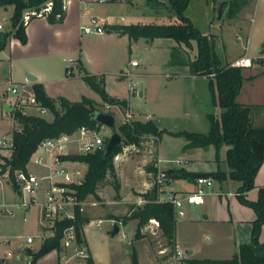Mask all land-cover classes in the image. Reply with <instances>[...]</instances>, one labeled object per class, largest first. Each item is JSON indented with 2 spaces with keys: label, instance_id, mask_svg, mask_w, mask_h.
<instances>
[{
  "label": "crops",
  "instance_id": "0c3cea01",
  "mask_svg": "<svg viewBox=\"0 0 264 264\" xmlns=\"http://www.w3.org/2000/svg\"><path fill=\"white\" fill-rule=\"evenodd\" d=\"M63 1L64 18L61 22L50 23L46 17L32 18L25 26V43H21L18 39L7 35L5 44L0 48V133L7 134L13 126H17L16 123H12L10 110L9 112L4 111V106H8L9 108L8 103L12 100V96L7 92V88L11 84L28 82L31 87L40 85L45 94L51 99L56 100L59 97H63L71 102H76L69 96V93L70 90L72 91L74 87L79 85L76 83H84L80 78L81 72L84 71L89 75L103 76L104 86H106L107 82H127V89L130 93L128 80L120 77V74L129 72L133 80L141 76L142 73H139V67L142 64L135 59L134 51L142 46L144 51L152 50L153 52L162 53L165 56L164 64L169 65L171 68L169 72L172 74V77H166L164 73L161 77L154 75V78L156 77L160 80L163 77L167 83H173L174 88H177L175 89V93H181V96L185 94L191 98V100L189 98L188 104L187 101L185 103L187 107L186 113L188 116L195 117L196 119L199 116L203 117L204 121L202 125H204V129L202 132H198L190 129L189 126L186 127L187 129H178L177 125L161 128L154 124L157 129L166 131L161 135L160 139H157L156 146L152 143L154 137H148L143 143L144 147L148 145L154 150L155 156H153V159L155 157V163H152L153 161L151 160V165L149 164L150 166L141 175L136 168L134 170L130 169L126 175L119 173L118 178L120 179V183L118 181V192L112 187L113 194L108 195V197H106L107 194L105 193L106 187L102 186L101 183L98 185L96 195L100 198V201L97 204L107 205V207H98L93 212L94 216L88 217V223L82 228L90 259L94 264H107L102 255L93 248L88 231L89 227H91V232L99 229L102 223L96 227L97 221L102 220L103 222V218L113 222L112 229L108 231V235H116L119 232V225L125 229L128 228V231L126 229V233L123 232L121 234V238L128 240L124 246L126 253L131 258V253L134 251L138 264H142L141 253L146 255L148 251L155 259V263L158 264H185V260L189 259L227 260L232 258L238 253L239 247L242 244L250 242L252 224L256 219V214L252 208L240 202L238 198L240 184L229 179L221 182L213 179V185L205 188L206 194L203 196L200 204H192L189 201L183 202L184 216L175 219L174 231V246L178 245L179 250L184 253L183 258L178 259L175 257V248L167 244V240L162 235V232L153 224L147 222L138 230L137 219L128 217L115 224L114 218L105 217L108 209L111 210L113 208L116 212L120 211V208L117 207L130 204L131 207L127 212L128 216L132 209L142 207L145 204L146 200L142 195L151 190L155 183V177L150 168L156 169L157 172L184 169L187 172L193 173H213L217 170L228 173L229 170L225 163L227 146H222L218 150L212 145L187 149L185 148L187 144L185 137L174 134L179 132L207 134L209 131L207 116L211 114L218 117L222 111L218 106L213 104H211L210 110L202 109L208 105L205 103L201 104L193 96V93H195L194 87L196 86L195 81L197 79L206 80V77H197L190 74L187 66L169 63L170 54L174 48L179 51L180 56L186 61L194 60L197 55L196 43L191 42L192 48L188 50L171 39L158 38L146 42L147 39L141 38L137 41H132L127 35L119 34L115 31L116 27L130 24L144 25L174 22L176 17H174V13L168 7L167 0H156L162 3V5L152 8L147 4L144 9H141L138 5L133 6L131 3L127 6L121 2L122 0H107L105 2H99V0ZM148 1L150 0H146L145 2L147 3ZM208 1L204 0L205 23L201 25L200 21L198 27H205L206 31L202 33L203 35L213 36L214 51L222 65L231 64L243 55H248L252 58L250 67L241 68L243 80L235 101L239 105L250 109L252 127H262L264 126V42L262 48L253 54L249 53L246 41L245 45L242 44V50L235 51L230 57L228 56V59L225 57L226 53L225 55L217 54L216 44L218 42L224 47V39L221 33L222 26L218 25L215 27L213 21L216 14L215 9H217L223 0H210L211 7ZM1 9H4L5 13L8 11V15L1 21L3 23V30L0 36L3 32L10 30L8 28V26L10 27L9 22L5 24L4 21L10 18L13 11L12 6H0V15L2 14ZM146 13L149 14V20L154 18L156 22L141 21L140 17H145ZM185 16L190 19L195 27L196 23L194 19L187 16V14ZM90 17L108 18L111 22L105 26V31L102 34H84L80 28L88 23ZM120 17L124 18L122 23L118 19ZM257 19H259V24L264 29V0H250L236 17L228 19V23H230L232 27L231 32L234 35L243 30L242 32L246 36H250ZM221 21L218 22L216 20V23L220 24ZM230 26L229 28H231ZM195 28L198 29L197 27ZM211 28L214 32H210ZM236 40L241 42L242 38L236 35ZM246 40H248V37H246ZM233 49L232 46V51H234ZM189 51L193 53L190 52L192 56ZM166 55L169 56L166 57ZM131 61H137L136 66H130ZM68 69L74 72L73 77L68 78L66 76ZM26 74H30L36 79L30 82L26 79ZM160 85L165 87V90L160 91L158 97V104L165 105V108L162 109L163 115L165 118L169 117L170 120L179 119L175 110L177 103L171 100L172 93L167 97L169 90L166 89L168 86L162 83ZM145 90L144 88L138 91V94L141 93L140 97L145 95ZM106 93L108 96H113L114 100L127 99L118 98L114 94ZM92 100L96 102V99ZM113 106L117 109L116 111H119L116 105ZM130 111L137 117L135 121L146 122L153 121L156 118L150 113L142 112H138L136 116V112L128 104V112L130 113ZM205 121H207V127L204 124ZM75 137V135H71L68 143V153L65 155H73L72 152L76 151ZM128 147L134 148L132 146ZM136 150L138 151V149ZM123 157L124 152L122 151L114 159L118 161ZM175 160L180 161V164L176 165L174 163ZM142 162L143 166H146L150 162V156H143ZM30 164L32 163H28L27 169L32 174L43 175L47 171L46 168L35 165V168L31 170ZM63 164L68 167L79 168L85 173L87 170L86 165L83 163L66 160ZM124 177H127L125 181ZM127 183H130L129 196H125L121 192L125 186L129 185ZM6 185L9 184H0V258L7 251H11L16 254V259L13 262L15 264H24L26 254L36 252L44 239L53 236V232L51 229H44L41 225L39 204L43 199V192L37 194L36 203L24 205V201L28 197L25 196L23 198L17 190L13 189L14 195L18 196V198L15 199L12 196L13 198L10 202H6L3 195V188ZM263 187L264 156L263 162L254 177V188L243 193L244 198L248 201H255L258 189ZM195 191L196 186L194 182L167 177L163 185L158 188L156 200L164 201L169 195L184 197ZM102 193H104V196ZM2 206H6V209L11 211L12 215L5 213ZM84 206H86L85 201ZM14 212H16L22 223H28L29 225L24 235H13L15 230L11 228L12 224H8L9 222L3 218L5 214L13 218L15 216ZM114 226L118 228L117 233H113ZM28 236L33 237L31 244H27L24 241ZM42 238L44 239L42 240ZM258 241L259 243H264V224L261 226ZM58 254L59 250H52L38 258L34 264H58Z\"/></svg>",
  "mask_w": 264,
  "mask_h": 264
},
{
  "label": "trees",
  "instance_id": "16d2710c",
  "mask_svg": "<svg viewBox=\"0 0 264 264\" xmlns=\"http://www.w3.org/2000/svg\"><path fill=\"white\" fill-rule=\"evenodd\" d=\"M227 3L225 15L234 18L250 0H224ZM47 2H51V11L45 15L50 23L61 22L64 18L63 0H2V6H12L13 11L9 18L10 30L7 35L18 39L21 43L26 42L25 26L22 24V15L27 10L40 11ZM189 0H167L168 7L175 14L176 20L168 23L151 24H130L119 26L115 31L124 34L132 41L138 39L154 40L158 38L171 39L186 49H191V42L196 43L197 55L194 60H185L180 56L177 49H172L170 64L187 66L190 74L197 77H206L211 94L213 105L218 106L222 111L216 117L209 114V131L207 134L179 132L187 140L185 148H201L214 146L218 150L227 146L225 163L228 173L217 170L213 173H193L184 169L167 170V177L184 179L187 182H194L198 177H211L221 182L231 180L240 184L238 198L241 203L252 208L256 219L252 224L251 239L249 243L242 244L238 253L227 260L189 259L185 264H264V243H259L258 236L261 226L264 224V187L257 191V199L248 201L243 193L254 188V177L263 162L264 156V126L254 128L250 122V109L236 103L235 99L242 84V69L233 67L230 64L222 65L214 51L213 36L203 35L185 16L184 12ZM150 7L162 5L156 0L147 2ZM3 46L0 36V48ZM80 78L96 93L103 101H108V94L105 91L103 76H94L81 72ZM33 91L38 102L47 108L52 120H46L39 116H28L21 112H15L14 120L18 126L12 132L13 148L8 158H3L5 164L10 167V176L15 170H26L29 159L36 147L47 138H56L60 135H72L81 126L95 128L98 126L90 114L99 111L96 102L90 98L82 97L80 101L71 102L63 97L56 100L49 98L40 85H34ZM113 105L119 109L121 114H127L128 102L115 99ZM123 135L122 143L113 147L108 153H104L108 138L104 139L103 145L93 153L63 155L61 161L79 162L86 165L87 170L84 181L80 186H74L79 200L96 193L97 187L109 175L115 178L113 159L122 153L124 146L141 148L148 137H154L152 143L157 145V139L165 133L159 130L152 121H133L124 123L119 127ZM155 163L156 159L152 160ZM153 176H156V169L150 168ZM12 177V176H11ZM12 188L17 186L12 182ZM118 192L119 184H113ZM158 187L154 183L151 190L142 196L146 200L142 207L137 208L129 214V218L137 219V229L154 219L158 222V229L167 240V244L174 247L175 218L172 205L168 202H157ZM125 220V218H124ZM89 218L84 216L78 208L75 209L74 221L60 220L52 227L53 236L46 238L36 252H32V264L52 250L60 249V238L62 230L73 225L76 230L79 242H84L82 228L87 224ZM31 253V251H29ZM131 264H138L136 253H131ZM88 264H94L91 259Z\"/></svg>",
  "mask_w": 264,
  "mask_h": 264
},
{
  "label": "built area",
  "instance_id": "2783aa9c",
  "mask_svg": "<svg viewBox=\"0 0 264 264\" xmlns=\"http://www.w3.org/2000/svg\"><path fill=\"white\" fill-rule=\"evenodd\" d=\"M107 0H99V2H105ZM64 9V6H63ZM51 11V2H47L40 11L27 10L22 15V24L24 26L32 18L45 17ZM122 23L123 17L118 18ZM111 21L108 18L90 17L86 25L80 29L84 34H102ZM3 30V23L0 21V33ZM137 61H131L130 66H136ZM252 64V58L248 55H243L234 60L230 65L239 68H248ZM66 76L69 78L70 69L67 70ZM166 77H172V74L165 75ZM128 80V88L131 93H135L137 88V82L132 83V77L129 72H123L120 74ZM7 92L12 96V100L8 103L11 113L12 123H16L14 120L15 112H21L28 116L46 117L50 115L47 108L43 107L40 102L37 101L33 88L28 82L20 84H11L7 88ZM127 120L130 115L126 114ZM18 127L13 126L9 133H0V183L6 181L16 184L17 191L20 195L27 196L28 199L24 201V205H31L36 203V196L39 192H43V199L40 202L41 212V225L44 229H51L54 223L60 220L74 221L75 209L78 208L80 212L83 210L84 200H79L76 195L74 186H80L84 181L85 172L79 168H72L64 165V161L59 159L60 156L68 153V143L71 135H60L56 138H47L43 140L35 149L31 155L29 162L35 166L46 168V173L43 175H35L26 170H15L10 176V167L5 164L3 158H8L13 148L12 132L17 130ZM110 134L109 128L98 124L95 128H89L87 126H81L73 135L74 142L76 143L77 154L93 153L97 149H100L103 145L104 139ZM176 165L180 164V161L175 160ZM28 165V164H27ZM166 179L164 171H158L155 176V184L159 186L163 185ZM11 180V181H10ZM213 178L210 177H198L194 180L196 191L187 194L184 197L177 195H169L164 201L156 200L157 202H168L172 205L174 218H180L184 216L183 202L189 201L192 204H200L203 196L206 194L205 188L213 185ZM2 209L8 215H12V212L6 209V206H2ZM102 223V220H98L96 227ZM149 223L153 224L158 229V222L154 219ZM53 231V230H52ZM44 238H42L43 240ZM45 240V239H44ZM43 240V241H44ZM27 244L33 242V237L28 236L24 239ZM175 257L183 258L184 253L179 250L178 245L174 246ZM16 259V254L11 251H7L5 255L0 258V264H15L13 260ZM90 259L89 251L86 243L79 242L75 227L69 225L62 230L60 238V249L58 254V264H88ZM32 254L27 253L25 256L24 264H32Z\"/></svg>",
  "mask_w": 264,
  "mask_h": 264
},
{
  "label": "rangeland",
  "instance_id": "374dc122",
  "mask_svg": "<svg viewBox=\"0 0 264 264\" xmlns=\"http://www.w3.org/2000/svg\"><path fill=\"white\" fill-rule=\"evenodd\" d=\"M145 1L146 0H122L121 2L123 4H126L127 6H129V4L131 3L133 6L138 5V7H140L141 9H144L147 5ZM208 4L211 7L210 0L208 1ZM204 6H205L204 0H189L188 5L186 7V12H185L187 16L194 19L196 23L195 27H197L201 33H204L206 31L204 26H201V28L198 27V23H200V21H201V25L205 23L204 22L205 21L204 20L205 7ZM152 8H155V7H152ZM217 11H218V7L217 9H215L216 14H215V18L213 21V25L215 27H217L218 25L222 26L221 33L224 39V47L218 42L216 44L217 54L225 55L226 53L225 57H227L228 59L232 55V53L233 54L235 53V51L242 50V44L245 45L246 42H247L248 51L251 54L258 52L259 49L262 48V44L264 42V29H262L261 24H259V19L256 20L255 27L250 36H246L242 32L243 30L239 33L237 32L236 35H239L243 41V42L242 41L240 42L236 40V35H234L231 32L232 27L230 26V23H228L229 18L226 15L224 16V19H222L220 24L216 23ZM1 13L2 14L0 15V21H2L3 18L7 17L8 11L7 13H5V10L1 9ZM173 15L175 17V14ZM148 16L149 14L146 13L145 17H140L141 21L156 22L154 18L152 20H149ZM4 22L5 24H8L9 19H6ZM229 26L231 28H229ZM8 28L10 27L8 26ZM210 32H214V30L211 28ZM246 37H248V40H246ZM232 46L234 48L233 49L234 51H232ZM190 52L191 51H189V53ZM167 56L169 55H166V57ZM134 57L138 62L142 64V66L139 67V73H142L141 76L139 78H136L137 80L132 79V83L134 81L138 82V86L136 88L135 93L128 92L127 85H126L127 82H119V83L118 82L117 83L107 82L105 86V91L112 95L114 94L118 98H127L126 101L130 105V108L136 112V116L138 115V112L150 113L151 115H154V117L156 118L154 120L152 119L153 120L152 122L158 127L163 128V127H172L173 125H177L176 127L178 129H183V128L187 129L186 127L189 126L190 129H193L194 131L202 132L204 129V125H202L204 118L199 116L198 119H196L195 117L188 116V114L186 113L187 107L185 103L187 101V104H188V100L190 97H188L185 94L181 96V93H178V92L175 93L176 91L175 89L177 88H174V86L172 85L173 83H170V84L167 83V81H165L163 77L160 78L161 81L159 80V78L158 79L156 77H155L156 79L154 78V75L161 77L163 76L164 73L165 75L171 74L169 72L171 70L169 65L164 64L165 56L162 53L153 52L152 50L144 51L142 46H140L139 49L134 51ZM70 75L71 77L74 76V72L71 71V69H70ZM103 80H104V77H103ZM195 82H196L195 83L196 86L194 87L195 93H193L194 98L198 100V102L200 101L201 104L205 103L208 105L206 107L203 105L204 106L203 108L200 106V108L210 110L212 106L211 105L212 101H211V94H210L209 87H208V79L206 80L197 79ZM161 83L166 84L168 86L166 89V90H169L167 97L169 96L170 93H172L171 100L177 103V107L175 109L177 111L176 113L178 114L177 118H179L177 120H173V119L170 120L169 117L165 118V116L163 115L164 112H162L163 111L162 109L165 108V105L158 104L159 93L160 91L165 90V87L163 85L162 86L160 85ZM76 84H79V85L74 87L72 91L70 90L69 96L72 99H74V101H79L82 97L96 99L95 107L99 111L105 112V113H111L114 115L115 130L122 137V140H123V135L119 131V127L124 123H130L136 120L137 117H135L132 111H130V113L127 112L130 115V118L127 120L125 114L122 115L120 111H116L117 109L113 106V102L115 100H113L111 103H109L108 101L105 102L101 98H99V96L96 93L91 91L86 84L80 83V82ZM144 88L146 89L145 95L140 97L138 94V91ZM109 97H113V96H109ZM167 116H169V114H167ZM44 118L49 121L52 120V116H48V117L46 116ZM204 124L207 127V121H205ZM110 135H111V132L110 134L109 133L106 134L108 138L110 137ZM75 147H76V144H75ZM122 151L124 152V157L122 159H119L118 161L113 159L115 178L113 179L111 176L108 175L105 178V180L101 183L102 186L106 187V190H105V193L107 194L106 197H108V195L113 194L112 187H113L114 182L118 183L119 181L120 183V179L118 178L119 173L126 175L130 169L134 170V168H136L137 170H139L138 172L140 173V175L144 174L143 172L147 170L148 166L151 165L150 164L151 160H153V156H155L154 150L152 149L151 146H148V145H146L145 147L142 145L141 148H138V151L134 148L124 146ZM72 154H77V153L76 151H74L72 152ZM143 156H150V162H148L146 166H143V162H142ZM30 168L32 170L35 168V166L30 164ZM125 179H127V177H124V181ZM6 183L9 185H6V187L3 188V191H4L3 195H4L6 202H10V200L13 197L17 199L18 196L14 195L15 194L14 190L11 187L12 181L11 183L6 181ZM6 183L2 182L0 184H6ZM127 185L128 186L127 187L125 186L121 191L122 194L125 196L130 195V191H129L130 183H127ZM102 194L104 196V193ZM23 198H25V196ZM84 201L86 203V206L83 207V210L81 213L86 217L94 216L93 212L100 206L107 207V205L97 204V202L100 201V198L96 195V193L92 196L87 197ZM130 207H131L130 204L119 206L117 208H120L119 209L120 211H116L117 213L115 212L113 208H112L113 210L108 209L105 217L110 218V219L114 218L113 219L114 223L117 224L119 221L123 220L124 218L126 219L129 217V215L127 216V212ZM117 208L116 210H118ZM137 208L139 207L132 209L130 213L134 212ZM14 214L15 216L13 218L8 217V215L6 214L3 215L4 216L3 218L5 221L9 222L8 224L10 225L12 224L11 228L15 230L13 235H24V233L27 231V226L29 225L28 223H22V221H20L19 217L16 215V212H14ZM103 219L104 220L102 224L100 225L99 229L94 230V232H91V227L88 228L93 248H95L97 252L102 255V258H104V261L107 262V264H130V255L126 253V250L124 248L128 240L127 239L124 240L121 238V234L123 232L126 233L128 231V228H126L127 229L126 231L124 227L119 225L118 226L119 232L116 235L114 236L108 235V231L112 229L113 222H111L110 220H107L106 218H103ZM137 250L139 249L137 248ZM148 252L146 255L140 252L142 254V257H141L142 264H158V263H155V259L151 256V253H148ZM167 264H171V263H167Z\"/></svg>",
  "mask_w": 264,
  "mask_h": 264
},
{
  "label": "water",
  "instance_id": "95a60500",
  "mask_svg": "<svg viewBox=\"0 0 264 264\" xmlns=\"http://www.w3.org/2000/svg\"><path fill=\"white\" fill-rule=\"evenodd\" d=\"M0 6H2V0H0ZM227 11V3L226 1H221L218 6L217 11V21H221L223 17L225 16V13ZM2 38V44L4 45L7 38V33L3 32L1 35ZM148 42V40H146ZM26 79L30 82L34 81L36 78L34 76H31L30 74L25 75ZM141 93H139V96ZM114 100L113 97L108 98V102L111 103ZM4 111L9 112L8 106H4ZM90 117L98 124L103 125L107 128H109L111 135L107 140L106 146L104 148V153H108L113 147L119 145L122 143V137L116 132L115 130V123H114V115L111 113H105L101 111H94L90 114ZM118 228L114 226L113 233H117Z\"/></svg>",
  "mask_w": 264,
  "mask_h": 264
}]
</instances>
